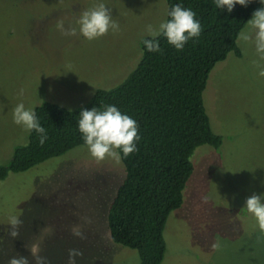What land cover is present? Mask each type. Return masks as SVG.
Here are the masks:
<instances>
[{
	"label": "rangeland",
	"instance_id": "1",
	"mask_svg": "<svg viewBox=\"0 0 264 264\" xmlns=\"http://www.w3.org/2000/svg\"><path fill=\"white\" fill-rule=\"evenodd\" d=\"M111 9L120 31L95 40L79 33L76 20L98 3ZM168 14L166 0H0V165L28 142L29 131L13 122L19 103L35 109L50 102L84 106L98 89L121 84L140 60V41ZM77 28V36L56 27ZM246 25L243 30H247ZM241 56L229 53L215 65L203 92L218 149L199 147L182 206L166 222L161 264H264V233L244 207L264 193V60L254 42L237 39ZM23 89V96L20 90ZM125 178L122 161L94 159L75 148L0 181V264L36 254L67 264L69 249L83 253L76 264H140L136 251L115 244L107 216ZM10 216L23 223L8 235ZM81 231L84 238L73 235ZM219 242V249L212 244Z\"/></svg>",
	"mask_w": 264,
	"mask_h": 264
},
{
	"label": "trees",
	"instance_id": "2",
	"mask_svg": "<svg viewBox=\"0 0 264 264\" xmlns=\"http://www.w3.org/2000/svg\"><path fill=\"white\" fill-rule=\"evenodd\" d=\"M168 14L180 4L191 8L202 26L198 38L190 39L182 51L156 39L162 53L149 52L140 41L141 56L133 71L118 86L98 89L84 106L68 109L44 102L34 111L48 139L43 146L39 134L29 132L28 142L14 150L8 165H0V181L87 147L78 128L82 110L114 105L139 125L138 151L128 157L120 152L125 178L111 203L107 222L111 240L138 253L140 264H161L166 244L164 229L169 215L183 204V191L194 167L191 158L202 146L218 149L222 137L211 129L203 92L216 64L229 53L241 56L238 33L264 7L251 0L237 4L229 13L216 8L214 0H166ZM119 151V150H117Z\"/></svg>",
	"mask_w": 264,
	"mask_h": 264
},
{
	"label": "clouds",
	"instance_id": "3",
	"mask_svg": "<svg viewBox=\"0 0 264 264\" xmlns=\"http://www.w3.org/2000/svg\"><path fill=\"white\" fill-rule=\"evenodd\" d=\"M214 3L216 8H226L231 13L237 4L246 7L251 0H214ZM260 3L264 4V0H260ZM169 16L171 19L161 22L158 28H154L151 24L146 25V32L152 39H145L143 43L149 52L162 53L163 50L156 39L160 35L165 36L167 42L178 51H182L190 39L200 36L202 26L191 8L177 4L172 7ZM76 24L79 25V33L89 41L107 35L109 30L113 33L121 30L119 23L111 15V9L102 2L84 10L76 20ZM247 26V30L242 29L238 33V40L254 42L257 54L261 60H264V7L253 12L252 18L247 21ZM56 27L64 36H77V28L71 25L65 28L63 20H58ZM253 63L260 67L258 75L264 77V67L256 61ZM19 94L23 96V89ZM102 109L93 107L91 110H82L78 121L79 131L91 156L97 161H102L108 157L119 159L121 151L124 157L137 152L139 150L137 142L140 140L138 123L129 115L122 114L114 105H103ZM12 115L16 125L22 126L26 131L34 130L38 133L39 143L41 146L44 145L48 139L47 130L40 125L33 109H26L21 102L12 110ZM244 207L255 217L259 229L264 233V193L259 195L253 193L246 199ZM22 223L20 217L10 216L8 235L17 238ZM73 235L84 238L83 233L77 229H73ZM219 247V242L212 244L213 249ZM32 255L33 261L18 254L11 257L7 264H50L47 257L36 254L35 250ZM82 255L83 253L77 249H69L67 264H76V258Z\"/></svg>",
	"mask_w": 264,
	"mask_h": 264
}]
</instances>
